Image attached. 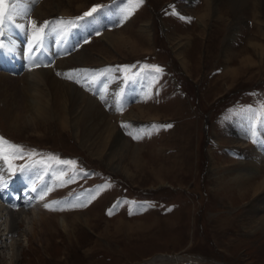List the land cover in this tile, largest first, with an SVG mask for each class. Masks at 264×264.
Here are the masks:
<instances>
[{
	"label": "rangeland",
	"instance_id": "rangeland-1",
	"mask_svg": "<svg viewBox=\"0 0 264 264\" xmlns=\"http://www.w3.org/2000/svg\"><path fill=\"white\" fill-rule=\"evenodd\" d=\"M221 1L220 12H230L228 1ZM249 1L251 6L243 10L236 33L229 31L227 19L218 21L215 16L206 19V29L201 31L203 24L196 10L203 0H144L138 6L130 0H62L61 7L70 14L59 13L53 2L46 18L36 16L32 7L25 26L13 31L6 26L9 38L31 44L32 21L38 25L49 21L40 49L47 43L46 37L55 46L64 18L68 32V28L78 30L81 22L115 10L92 28L84 27L64 54L54 50L56 56L49 50L52 58L44 63L53 58L72 59L75 53L90 49L88 62L62 79L84 89L83 70L101 66L114 73L121 85L112 122L137 153L126 147L117 151L106 147L108 153L113 152L119 169L131 175L110 170L81 146L70 123L67 128L55 119L49 125L39 124L31 112L13 107L9 108L11 117H5L0 98V137L24 149L21 158L11 161L15 172L0 156V179L6 185L0 189V202L7 203L2 197L11 191L21 166L31 168L37 182L45 186L42 192H47L41 199L42 220L38 218L34 228L24 220L18 224L13 235L18 242L16 254L10 240L1 235L0 264H264V228L256 232L255 224L247 227L244 210L250 206V195L240 200L232 183L236 175L233 167L241 159L242 147L236 144L264 148V36L257 32L251 17L254 0ZM113 4L117 7L112 8ZM93 5H102L101 13L76 19ZM127 9L132 14L125 20ZM145 23L150 26L147 30H143ZM17 30L24 37L18 38ZM106 31H116L117 37L132 42L135 50L111 48L103 35ZM175 32L179 36L175 37ZM182 43L190 72L175 48ZM226 50L232 51L230 61ZM230 68L238 71L228 75L226 69ZM20 69H2L16 76L9 84L5 82L7 88L14 85L22 91ZM144 78L148 83L141 93L136 92L137 84H127L124 101L120 100L128 81ZM84 90L95 96L94 86ZM99 103L102 105L101 100ZM136 104L149 107L157 119L141 116L120 121ZM15 112L20 115L16 123ZM168 124L172 127H152ZM56 157L75 161V165L58 163ZM259 169L258 175L263 174L264 161ZM219 179L225 182L222 188ZM27 194L29 199L23 204H30L32 193ZM258 216H264V206ZM3 227L0 223L4 233ZM190 256L197 260L187 258Z\"/></svg>",
	"mask_w": 264,
	"mask_h": 264
},
{
	"label": "bare ground",
	"instance_id": "bare-ground-1",
	"mask_svg": "<svg viewBox=\"0 0 264 264\" xmlns=\"http://www.w3.org/2000/svg\"><path fill=\"white\" fill-rule=\"evenodd\" d=\"M36 1L37 0H23L19 7L21 9L27 10H30L33 7V13L38 17L44 18L49 13V5L54 2V4L58 8L57 10L59 11V13L70 14V12L63 6L61 7L60 2H62V0H42L39 4L34 5ZM64 1H68L70 3L71 0ZM227 1V3H229L228 6L230 8V12L223 14L222 12H220V5L222 2L221 0H203L200 9L196 10L198 11V20L199 22H201V24H203L201 31H205L206 19H208L210 16H215L218 21H224L225 19H227V21L230 22V26L228 28L229 31L231 33H236L238 31L239 20L244 18L243 10L251 6V4L249 5L248 3L250 1ZM111 7L116 8L117 4H113ZM110 13L114 14L116 13V11L114 10L113 13L111 9V11L106 12L104 15H101L103 14L101 13L100 16H96L93 21H83L79 24L78 28L80 29H74L72 33L75 37H80L82 34V32L80 33V31H83L84 27H86L87 30L89 28H92L94 24L96 25L98 24V22H102V18H107L108 14ZM251 17L255 21L257 32L259 31L260 35L264 36V0H254V7ZM63 20L64 21H61L59 25L60 32L58 35L60 36L55 38L56 43L55 46L52 47V49L54 48L53 50L51 49L49 41H47L50 39L47 37L45 39V42L49 44L48 46L46 45V47L52 51V54L54 52H58L59 50L61 51L66 40V19L64 18ZM19 21L23 26H25L27 23L26 18L23 15L20 17ZM62 22L64 23L62 24ZM147 27L150 28L148 23H145L143 30H147ZM8 28L10 31H13L15 29V27L12 26H8ZM103 35L107 43L113 49L117 50L128 48L130 49V52H133L136 48L129 40L118 38L116 31H106ZM174 35L175 37L179 36V34L177 33ZM75 37H72V39H74ZM4 41L6 48L3 51H0V98L3 100L5 105V108L3 109L5 117H11L12 111L10 112L9 108L13 107L15 109L23 108L25 109L24 111L26 113L28 111L31 112L32 114H34V116L32 117L36 119L39 124L49 125L52 124V119H55V123H58L60 127L67 128L68 123H70L72 128L71 130L76 135V138L78 139L81 146L87 149L90 156H94L98 160L102 159V162H105V165L108 169L114 171L118 170L122 174L130 176L131 174L128 172V170L123 168L119 169L118 164L114 160L113 152L108 153L106 151V147H109L110 149L113 148V151H117V149H124L126 147L125 150L127 149L133 154L137 153V151L133 149L135 148L133 144H130L128 140L121 135L119 129L112 122V113L114 114V111L118 106L117 96L115 97V95L120 88L119 85H121L120 82L116 80V76L114 75V73L107 72V70L101 68V66L92 65L90 66H92L93 68L83 70V77H80L82 80L81 84H83V86L85 87H95L96 97H94L97 98L95 99L91 94V96L87 94L88 92L84 90L85 87L84 89H80V87H75L72 83L66 82L67 78L66 80L62 79V76L66 77V75H69V72H72L73 70L76 71V68L80 69L79 65L82 62H88L87 60L90 58L91 52L90 49L85 48L87 52L84 50L82 53H75V58L72 59H66L65 55H63L65 58H58L56 60H54L53 58L51 61H48L44 64H39V61L35 58L34 52L29 53L28 51L30 47L29 43L20 41L16 37L9 38L8 34H5ZM184 45L185 43H182L180 46H175V48L178 55L180 54L182 57L184 67L190 72L187 67L188 59L187 57L182 56L183 54H185V51L182 50V46ZM9 48L13 50L9 52ZM65 52H63L62 54H64ZM225 54L227 59L230 61L229 56H232V51L226 50ZM58 55L59 54L57 53L56 56ZM37 63L39 65H37ZM18 68H21L23 70L21 76H19L18 79V81L22 82V91H24L23 93H21V90L18 91V89H16L14 85H9V88L6 87L5 82L8 83L10 79H14V77L16 76H14L15 73H6L2 71V69H4L5 71H17ZM226 70L228 75H234L236 71H238V69L235 68ZM78 80L79 79H77V81ZM88 82H90V84H88ZM100 100L103 106L100 105ZM147 108L149 107L139 104L132 105L131 108H129L128 113L120 116V121H125L127 119L132 120L131 118L135 120L141 116H146L145 120L157 119V116L149 112ZM16 113L17 112H15L14 117L15 123L20 116H18V114ZM236 141L237 140H235V142ZM236 145H238V148L242 147L239 150L241 159L233 167L236 175L234 174L232 183L236 184L235 190L237 191V196L240 200L244 199L247 195H250V206L247 211L244 210L247 213L244 215L245 221L247 227L253 226L255 224L257 226L255 229L256 232L257 230L260 232V230L264 228V216H258L259 209L264 206V173L262 172L263 174H258L260 171L259 164H262V162L264 161V148L258 149L256 146L250 147L248 145H245L244 143H237ZM137 162L139 161L137 160ZM133 164L138 167V163L136 164V161ZM220 168H223V166H221ZM0 170H3V167L1 165ZM18 175L19 179L24 183L25 187L28 188L27 193H32L30 196V204L26 202L27 200L25 201L26 204H23L22 201L17 202V200L14 199H12L11 202L6 200L7 203L5 202V204L3 202H0V223L4 226L2 229L4 233L0 232V237L1 235H5V239L10 240L13 255L14 253L16 254L15 245L18 243L13 235L15 234L19 222L24 220V222H29V228H34L36 226V221H38L37 219L41 218L42 220V216H44V212L42 213L43 206L41 205V197L44 196V193L42 191L43 187L45 186H43V184L40 185L37 182L33 170L29 167L23 168V170ZM257 176H260L257 182L249 183L252 182ZM224 183L220 180L219 186L222 188ZM246 184L251 185L246 186ZM187 258L191 259V256Z\"/></svg>",
	"mask_w": 264,
	"mask_h": 264
},
{
	"label": "snow or ice",
	"instance_id": "snow-or-ice-1",
	"mask_svg": "<svg viewBox=\"0 0 264 264\" xmlns=\"http://www.w3.org/2000/svg\"><path fill=\"white\" fill-rule=\"evenodd\" d=\"M23 2V0H0V51H3L6 48L5 41L3 37L6 34V26H12V27H23L22 24H20L18 21L20 17L27 16L28 10L27 9H21L19 6ZM144 0H130V3H135L137 6L139 4H142ZM102 5H93L88 11L84 12L82 16L77 17V20H84L85 18H92L95 15L99 14V12L102 10ZM132 14L131 9L126 10V15L123 17V19H127L128 16ZM182 19H191V18H184ZM123 22V20L121 21ZM49 21H44L43 25H38L35 21H32V27L34 29L32 41L30 44V47L28 49L29 53L39 51V43L43 40L45 29L48 26ZM13 49L9 48L8 51L11 52ZM128 67V66H125ZM156 72L162 71L158 66H151ZM71 79V77H69ZM79 82V81H77ZM153 128L161 127V128H170L172 125H160L156 126L153 125ZM138 138V137H133ZM6 146V147H5ZM9 150L11 151V155H9ZM24 149L20 145H16L11 143L10 141H7L4 137H0V156L3 157V159L8 163V166L10 169L15 172L14 166L11 164L12 160L21 158L20 154L23 153ZM34 154V153H30ZM58 163L66 164V165H75V161H69V160H60L58 157L55 158ZM21 170H23V166H21ZM6 187L3 180L0 179V189ZM48 191H51L49 189ZM44 195H47V192L44 193ZM43 199V196L41 197ZM46 208L50 207L49 204L44 205ZM73 207L76 206H83V205H72ZM142 207V206H141ZM170 210V209H169ZM109 215H112L113 212L110 209L108 212ZM129 214H133L130 210Z\"/></svg>",
	"mask_w": 264,
	"mask_h": 264
}]
</instances>
